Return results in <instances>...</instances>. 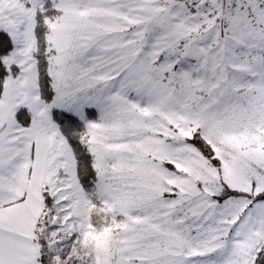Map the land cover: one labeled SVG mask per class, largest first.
Returning <instances> with one entry per match:
<instances>
[{"label": "snow or ice", "instance_id": "obj_1", "mask_svg": "<svg viewBox=\"0 0 264 264\" xmlns=\"http://www.w3.org/2000/svg\"><path fill=\"white\" fill-rule=\"evenodd\" d=\"M0 264H264V0H0Z\"/></svg>", "mask_w": 264, "mask_h": 264}]
</instances>
